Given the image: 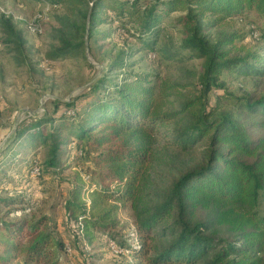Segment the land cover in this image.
<instances>
[{"label": "trees", "instance_id": "16d2710c", "mask_svg": "<svg viewBox=\"0 0 264 264\" xmlns=\"http://www.w3.org/2000/svg\"><path fill=\"white\" fill-rule=\"evenodd\" d=\"M98 8L111 9L118 29L135 24L133 35L150 47L160 44L158 36L168 28L159 27L161 19L175 13L172 27L181 30L183 38L166 53L174 61L203 60L201 94L179 97L174 89L180 85L159 82L157 74L130 76L122 83L104 74L85 95L88 101L81 112L72 102L54 99V115L62 104L74 113L46 115L19 130L17 139L23 141L10 155L23 148L28 153L47 148L45 164L57 168L66 144L94 154L100 169L91 175L96 186L93 206L115 201L137 208L136 241L118 243L130 251L132 264H264V215L259 212L264 195V91L240 98L232 111L222 110L218 103L210 106L208 98L213 87L224 88V74H261L249 59L264 62V55H231L224 46L237 35L212 42L205 34L211 23L203 21L206 14L214 15L212 23L247 19L264 41V0H94L91 24L104 20ZM4 27L16 35L11 19ZM61 131L68 133V141L62 140ZM128 134L164 140L196 158L179 163L175 170L165 169L151 149L130 145ZM36 158L35 153L28 160L22 155L16 163L33 169ZM6 162L2 159L0 166ZM82 188L80 184L73 189L74 199L67 201L66 209L85 223L82 232L97 231L108 235V242L115 240L117 223L108 221L106 213L97 215L83 207ZM0 203L10 208L17 201L0 198ZM212 205L238 214L230 237L214 231L206 212ZM47 224V217L32 224H5L0 264H60L58 253L66 251V240L44 229Z\"/></svg>", "mask_w": 264, "mask_h": 264}, {"label": "rangeland", "instance_id": "374dc122", "mask_svg": "<svg viewBox=\"0 0 264 264\" xmlns=\"http://www.w3.org/2000/svg\"><path fill=\"white\" fill-rule=\"evenodd\" d=\"M93 7L94 0L61 3L0 0V161L7 159V164L0 166L4 169L0 175V198L17 201L10 208L0 203V238L5 224L21 220L32 224L47 217L44 229H52L56 236L66 240L67 248L72 249V252L58 253L60 264H132L134 260L130 254L113 252L108 235L97 231L82 232L85 223L77 219V213L72 215L66 209L67 201L74 199L73 189L83 184L80 195L83 207L97 215L106 213L108 221L117 223V243L136 241L137 208L115 201L92 204V191L96 186L91 182V175L100 169L94 154H88L86 148H82V153L75 143L66 144L57 168L45 164L49 156L47 148H38L32 153L23 148L10 155L17 149L18 142L23 141V138L17 139L19 130L46 115L56 117L74 113L72 108L67 110L62 104L54 115V99L72 102L81 112L88 101L85 95L91 93L90 88L104 74L119 83L130 76L157 74L159 82L180 85L174 89L179 97L190 99L201 94L203 60L174 61L166 53L183 38L182 31L172 27L175 13L161 19L159 27L168 28L159 34L160 44L150 47L133 35L135 24L128 23L126 30L118 29L111 9L98 8L99 17L104 20L91 24ZM214 18L211 14L203 18L211 23L205 34L212 42L237 35L231 44L224 46L231 55H264V41L254 34L247 19L231 17L212 23ZM7 19H11L16 35L8 33L4 27ZM78 42L83 44L76 46ZM68 45L72 48H67ZM249 62L260 68L261 74H224L221 77L224 88L213 87L208 94L210 106L218 103L222 110L232 111L240 98L264 91V62H256L254 58ZM175 103L170 105L175 107ZM61 135L63 141H68L67 132L61 131ZM127 136L130 145L151 149L165 169L175 170L179 163L196 158L192 153L167 146L161 139ZM33 153L41 167L38 176L33 175L30 164L16 163L22 155L28 160ZM206 212L213 219L214 231L219 236L230 237L235 232L238 214L234 211L212 205ZM259 212L264 215V195L260 199ZM91 215L88 213L89 217Z\"/></svg>", "mask_w": 264, "mask_h": 264}, {"label": "built area", "instance_id": "2783aa9c", "mask_svg": "<svg viewBox=\"0 0 264 264\" xmlns=\"http://www.w3.org/2000/svg\"><path fill=\"white\" fill-rule=\"evenodd\" d=\"M33 175H40L41 174V167L36 163L33 167ZM109 245L112 248L113 252L117 255L120 254H130V251L127 248H122L115 240L109 241ZM68 252H72V249L70 247L67 248Z\"/></svg>", "mask_w": 264, "mask_h": 264}, {"label": "crops", "instance_id": "0c3cea01", "mask_svg": "<svg viewBox=\"0 0 264 264\" xmlns=\"http://www.w3.org/2000/svg\"><path fill=\"white\" fill-rule=\"evenodd\" d=\"M60 258V257H59Z\"/></svg>", "mask_w": 264, "mask_h": 264}]
</instances>
